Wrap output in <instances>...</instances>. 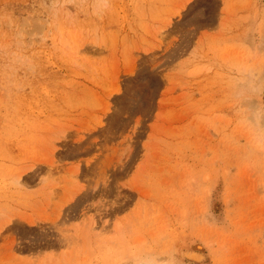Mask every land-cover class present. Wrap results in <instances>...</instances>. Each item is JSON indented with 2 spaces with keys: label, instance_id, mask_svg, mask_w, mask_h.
Masks as SVG:
<instances>
[{
  "label": "rangeland",
  "instance_id": "rangeland-1",
  "mask_svg": "<svg viewBox=\"0 0 264 264\" xmlns=\"http://www.w3.org/2000/svg\"><path fill=\"white\" fill-rule=\"evenodd\" d=\"M263 97L264 0H0V264H264Z\"/></svg>",
  "mask_w": 264,
  "mask_h": 264
},
{
  "label": "bare ground",
  "instance_id": "bare-ground-1",
  "mask_svg": "<svg viewBox=\"0 0 264 264\" xmlns=\"http://www.w3.org/2000/svg\"><path fill=\"white\" fill-rule=\"evenodd\" d=\"M20 178H21V176H18L16 179L18 184H20Z\"/></svg>",
  "mask_w": 264,
  "mask_h": 264
},
{
  "label": "trees",
  "instance_id": "trees-1",
  "mask_svg": "<svg viewBox=\"0 0 264 264\" xmlns=\"http://www.w3.org/2000/svg\"><path fill=\"white\" fill-rule=\"evenodd\" d=\"M263 102H264V97H263Z\"/></svg>",
  "mask_w": 264,
  "mask_h": 264
}]
</instances>
